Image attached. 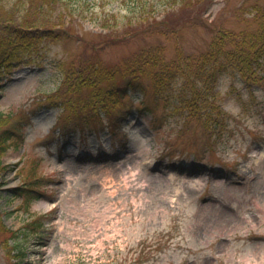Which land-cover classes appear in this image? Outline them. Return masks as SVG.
<instances>
[{
    "label": "rangeland",
    "instance_id": "374dc122",
    "mask_svg": "<svg viewBox=\"0 0 264 264\" xmlns=\"http://www.w3.org/2000/svg\"><path fill=\"white\" fill-rule=\"evenodd\" d=\"M99 3L110 12L121 2ZM78 15L72 39L46 43L41 67L0 81V113L19 126L0 158V264H264V78L254 80L264 76V53L254 73L248 63L264 0H208L195 26L167 38L106 39L90 12ZM218 31L226 67L172 77L177 50L207 62ZM154 46L163 60L145 61ZM88 59L123 66V76L90 86L133 74L139 91L121 93L107 112H88L83 103L96 98L79 88L80 105H64L62 92L51 106L63 71ZM191 89L212 116L179 99Z\"/></svg>",
    "mask_w": 264,
    "mask_h": 264
},
{
    "label": "trees",
    "instance_id": "16d2710c",
    "mask_svg": "<svg viewBox=\"0 0 264 264\" xmlns=\"http://www.w3.org/2000/svg\"><path fill=\"white\" fill-rule=\"evenodd\" d=\"M104 0H19L9 7L3 6L0 1V81L4 76V70H8L15 65H37L41 67L45 62L46 43L52 44L58 40L72 39L74 33L72 25L81 19L78 14L90 12L88 21L91 25L104 32L105 38L113 34V40L123 39L130 40L138 35H153V37L167 38L176 36L178 31L188 26H195L201 20L202 15L207 10L208 0H114L121 2L117 11L115 9L105 12V8L99 2ZM97 7L101 8L98 12ZM121 11L124 13L122 14ZM256 35L249 36V74L254 73L252 63L257 61V55L264 53V22H260ZM227 37L222 36L218 31L211 40V47L217 52L213 57L201 58L199 62L194 61L189 56L181 58L180 50H177L176 57L178 62L170 63V71L172 77L180 75L185 80H190L192 76H196L198 72H205L209 63H212L215 70L220 71L226 67V62L222 55L228 56L229 53L224 49L221 51L222 43ZM155 48L144 47L141 50L145 61L155 63L161 62L164 58V50L160 46ZM254 48V50H251ZM155 57V58H154ZM94 62L99 60H85V69L72 71H63L62 85L57 92L52 95L54 107L59 105L58 95L65 92V99L68 102L64 105H80L77 101L76 90H85L90 99H94L95 103H83L87 106L88 112L96 113L98 110L106 111L117 103L115 98H119L127 92L128 88L132 90L137 87L134 82L133 74L126 76L127 78L119 85L106 83L98 85V87L90 86L88 83L94 79L98 80V84L104 81L101 77L104 74H112L120 72L123 76V66L111 68L109 66L98 67ZM100 63V62H99ZM205 68L201 69V65L205 64ZM184 64V65H183ZM86 69L88 71L86 72ZM60 70V69H59ZM62 70H64L62 68ZM138 71V70H137ZM165 73L169 74L166 69ZM191 72V73H190ZM197 77V76H196ZM124 78V77H123ZM264 76L254 74V80L262 79ZM152 81V80H151ZM1 83V82H0ZM153 83V81H152ZM154 84V83H153ZM192 86V84H187ZM165 86V85H164ZM164 86H159L163 89ZM90 88V90H89ZM185 91L180 93L179 99H182L187 107L193 110V115H197L206 110L207 105L201 103V93L191 89L188 99ZM111 98V99H110ZM57 108V107H56ZM195 113V114H194ZM9 115L5 116L0 113V158L5 153L8 143L13 137L17 125H11ZM15 145V144H14ZM4 167L1 165L0 171ZM29 193L32 190H27ZM30 198H35L30 196ZM41 224H36L41 227Z\"/></svg>",
    "mask_w": 264,
    "mask_h": 264
}]
</instances>
